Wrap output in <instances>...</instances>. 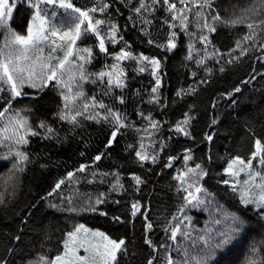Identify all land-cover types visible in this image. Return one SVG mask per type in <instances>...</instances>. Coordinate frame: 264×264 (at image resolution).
Returning a JSON list of instances; mask_svg holds the SVG:
<instances>
[{
  "label": "trees",
  "instance_id": "obj_1",
  "mask_svg": "<svg viewBox=\"0 0 264 264\" xmlns=\"http://www.w3.org/2000/svg\"><path fill=\"white\" fill-rule=\"evenodd\" d=\"M9 2L11 3V0ZM69 2L75 7L86 9L93 5L99 6L100 0H69ZM175 2L179 7L178 0ZM103 3H108L109 8L104 13L99 11L93 13L94 18L107 21L110 17L117 23L120 35L131 45L135 54L155 56L160 61L157 75L161 84L155 94L160 98L159 103L149 102L153 95L151 89L155 86L150 66L146 71L140 72L135 61L122 62L125 71V86L122 89L113 88V91L105 96L106 81L104 87L99 84H87L85 91L88 96L95 94L98 100L103 99L105 104L127 115L128 122L132 125L120 129L114 144L106 148L107 138L111 133L108 124L81 119L83 127L70 131L67 123L56 118L54 113L58 111L61 103L56 91L45 89L39 94L38 99L33 100L25 96L14 101L13 109H21L25 106L32 109L30 112H24L23 115L30 118L34 128L39 119H44L55 131L53 139H43V133L29 137V144L22 150L29 154L30 159L25 171L20 174L19 185L14 190L11 186L7 189L0 186V191L4 192V202L0 204V264L5 262L28 264L29 261L36 260L39 255L54 257L63 250L62 241L65 232L71 231L77 223L100 229L113 239H124L128 255L119 257L120 264H147L149 258L153 259L155 264H165V256L177 259L174 250L158 248L157 252L153 253L151 248L144 244L146 233L143 225L147 216L148 221L153 225L147 233L153 246L171 243L173 249L175 248V242L166 239L170 232L166 233L164 229L167 221L177 211V207L183 203L182 195L178 196L176 193L177 182L173 180V176L177 174L178 169L185 170L183 160L185 149H190L192 155L187 166L194 167L195 164L200 163L206 170L207 175L201 183L215 194V205L217 207L222 205L227 212L243 214L246 219L250 217L249 225L256 229L254 233L236 242L235 247L229 246L225 254H218L217 259L221 264H224V261H228L229 264H245L253 246L259 248L257 258L264 259V243H261L264 240V230L258 226L257 213L251 211V206L245 211L239 205L238 198L229 191L228 186L218 183L226 178L223 169L231 157L239 155L248 159L254 151L255 140L264 141V78L256 75L255 80H250L251 75L264 73L262 66L264 62L257 60V57L264 54V50H253L251 55L246 54L241 57L238 63L225 65L224 72H220L219 68L225 64L227 56L220 63H217L215 58H211L205 61V65L198 66L197 60L204 55L203 45H200L197 39L194 43L195 48L200 49L199 55L194 51V58L187 60L189 40L179 28L173 29L178 33L176 49L167 52L156 47V44L166 42L168 27L164 20H171L170 15L164 11L162 0L154 14L150 16L144 14L152 21V24L147 26L150 38L155 42L152 45L147 43L149 36L140 32L143 25L138 22L134 27L129 22L127 0H103ZM138 3L139 0H133L131 7H136ZM252 3L253 0H214V6L224 20L243 15V10ZM42 7L49 20L59 21L66 17L65 10L58 6ZM52 12H56L57 17L53 18ZM31 15V9L26 10L25 4L18 3L17 9H14V17L9 22L10 26L14 31L26 34L27 22L31 19ZM132 15L135 18V13ZM193 16L194 13L190 15V20ZM252 18L264 19V13ZM216 27L217 31L211 34L210 39L214 48L222 53L234 48L236 40L248 34L246 24L225 26L223 23H218ZM102 31L106 33L107 27H103ZM189 31H196L194 21L190 24ZM260 36L261 41L264 42V33H260ZM4 39L5 33L0 31V45L3 44ZM96 45L95 36L92 34L78 41V47L93 48L95 58L89 65V71L93 72L99 71L105 63L109 65L112 63L110 57L106 58L103 54H99ZM122 46L123 44L117 46L106 44L109 53L119 51ZM208 52L212 53L213 47H209ZM235 55L239 56V51ZM205 67L212 69L210 76L206 74ZM193 73L196 75L193 76ZM202 79H207L208 82L198 83ZM190 85L197 89L195 95L183 97L176 95L180 89L187 92ZM237 87L240 88V92L234 91ZM27 91L33 93L34 90L27 89ZM228 93L232 94L227 95ZM116 96H122L125 103L120 104L115 99ZM2 109L3 102H0V110ZM137 111L145 115L151 113L152 118L161 122L160 131L154 136L157 143L153 147L159 152L156 164L145 162L141 166L135 157V149L139 148L141 138L143 137L146 145L150 140L142 131L139 133L136 131L147 126V122L137 116ZM185 112H189L192 117L187 126L190 136L170 130L177 121L184 119ZM213 119L217 121L216 124H212ZM206 134L211 135L213 139L206 140ZM56 136L60 138L59 141ZM160 140H164L167 144L163 151L159 149ZM128 145L133 147L128 148ZM6 152L7 148L0 146V178L7 176L14 162L3 159ZM96 155H102V159L93 162ZM169 155L175 159L172 166L166 168L164 165L168 162ZM81 164L90 166L87 172L75 173L79 183L69 181L67 172H75ZM92 172L118 173L120 183L123 185L122 190L109 191L116 179L112 175L104 177L103 182L98 175L92 183H88L89 179H93ZM134 174L139 175L144 181L139 189L132 179ZM61 179H64L65 183L53 192L55 184ZM2 183L0 179V185ZM49 192L52 193L51 196H48ZM77 192L81 194L79 197H76ZM100 193H105L106 198L97 206L96 213L69 214L67 211L61 212L49 207V204H56L67 209L69 196H73L74 203L79 204L89 194L94 199ZM136 201L140 202L141 211L133 217L132 204ZM101 211L107 215H99ZM187 215L193 218L197 230H203L206 227L205 222H208L207 227L212 229L213 233L227 227L224 221L220 224L214 222L222 220L223 215L214 208H209L207 211L188 209ZM116 216L120 217L121 222L113 221V217ZM16 236L20 237L19 241L15 240ZM9 249L12 251L9 252Z\"/></svg>",
  "mask_w": 264,
  "mask_h": 264
},
{
  "label": "snow or ice",
  "instance_id": "obj_2",
  "mask_svg": "<svg viewBox=\"0 0 264 264\" xmlns=\"http://www.w3.org/2000/svg\"><path fill=\"white\" fill-rule=\"evenodd\" d=\"M133 0H127L126 6L129 7V22L135 27L137 23L143 25L140 28L142 35L149 36L147 43L149 45L155 42L150 38L147 26L152 24L144 14L149 16L154 14L161 0H139L136 7H131ZM18 3L25 4L26 10L31 9V19L27 22L26 34H20L14 31L10 26V20L14 17V9H17ZM179 7L175 0H162L165 13L170 15L171 20L165 19L164 23L168 27V38L165 43L156 44V47L164 51L172 52L178 47V33L173 29L179 28L181 32L188 37V55L187 60H192L193 52L199 55L200 49L195 48V41L198 39L200 45H203L204 55L197 60V64L205 65V61L215 58L217 63L224 60L225 64L219 68L220 72L225 71V65H231L239 62L241 57L246 54L251 55L253 50H264V42L261 41L260 33H264V19H253L264 13V0H253V3L243 10V15L230 20H224L219 15L217 8L214 6V0H178ZM42 6H58L65 10L66 17L59 21L49 20ZM109 8L108 3L100 0L99 6L93 5L90 8L81 9L75 7L69 0H0V31L5 33V39L0 45V102H3V109L0 110V146L7 148L3 155L4 160H12V167L8 170L6 177H2V187L7 189L9 186L13 190L19 185L20 174H22L29 162V154L22 150L29 144V137L41 135L43 139H53L54 129L47 124L44 119H39L35 128L32 126L30 118L23 115L26 111H32L30 107L25 106L21 109H13L12 105L17 98L28 96L35 100L45 89L56 91L60 98L58 111L54 113L59 121L69 125L70 131L82 128L81 119L85 121L108 124L111 133L107 138L106 148L114 144L118 132L122 128H128L132 125L128 122V117L119 110H114L112 106L105 104L103 99H97L96 95L88 96L85 87L87 84L101 87L107 86L104 95H109L113 88H123L125 86V71L122 66L124 61H135L140 72H144L150 66L151 73L155 79V86L151 89L152 96L150 103H159V97L155 95L161 84L157 75L160 67V61L155 56H146L142 53L135 54L131 45L124 41L116 22L111 18L96 19L93 13L97 11L104 13ZM132 13H135V18ZM194 13L193 19L190 15ZM251 13V15H248ZM52 17H57L56 12H52ZM194 21L196 31L190 32L189 26ZM223 23L225 26H235L246 24L248 34L242 39L235 42V47L229 49L227 53H222L219 49L214 48L210 39L211 34L217 31L216 25ZM107 27V32L102 28ZM88 34L95 36L98 41L96 45L99 54L106 58L110 57L112 63H105L99 71H89V65L92 64L94 57L91 46L78 47V41L85 38ZM250 42V43H249ZM111 43L114 46L123 44L119 51L108 52L106 44ZM247 45V46H243ZM213 47V52L209 53L208 48ZM239 51V56L235 53ZM257 60L264 62V54L257 57ZM264 66V64H262ZM207 75H211L212 69L205 67ZM196 73H193L195 76ZM256 75L264 78V73L251 75L250 80H255ZM207 79H202L198 83H207ZM247 83V82H245ZM27 89L34 90L29 93ZM197 89L189 86L187 92L184 89L177 91L176 95H195ZM240 92V88L234 89ZM228 93L227 95H231ZM115 99L124 104L122 96H116ZM191 108V106H190ZM137 116L147 122V126L136 131L143 132L149 137V143H144L143 137L139 148L135 149L137 162L143 166L145 162L156 164L159 158V152L153 147L157 143L154 136L160 131V121L152 118L151 113L145 115L137 111ZM192 117L189 112L184 113V119L177 121L172 129L175 133L190 136L187 131ZM213 119L212 124H216ZM59 141V137H55ZM205 139L211 141V135H205ZM159 149L163 151L167 144L160 140ZM132 148L133 145H128ZM254 151L247 160L241 156H233L228 160L227 166L223 169L226 177L218 183L228 186L233 196L238 198L239 205L247 211L251 206V211L257 213V223L260 229L264 230V141L256 139L254 142ZM83 155V153H81ZM102 155H96L93 162L100 161ZM175 157L169 155L164 167H171ZM192 159L191 150L185 149L183 160L185 170H177L173 180L177 182L176 193L182 195L183 203L177 207L171 219L167 221L165 232H170L166 237L167 241L175 242V248L171 243H161L153 246L152 241L148 238L147 233L153 227L145 216L143 225L146 236L144 244L149 246L153 253L157 249L174 250L177 259L171 256H165V264H221L217 259L218 254H225L229 246L235 247V243L243 240L248 235L254 233L256 229L251 228L243 214L231 213L224 210L223 206L215 205V194L209 191L201 183L207 175L206 170L200 163L194 167H188L187 162ZM43 167V165H42ZM89 165L81 164L78 169L67 172V179L79 183L75 178V173H86ZM103 178L109 175L115 176L116 179L111 185L109 191L119 192L123 185L120 183L118 173H98L92 172L93 179L87 182L92 183L96 176ZM137 189L144 183L139 175L132 176ZM65 183L64 179L57 181L53 192ZM52 193L49 192L48 196ZM81 194L76 193V197ZM106 198L105 193H100L94 199L89 194L81 203H74V197L67 198L68 207L65 209L62 205L49 204V207L58 211H67L69 214L96 213L98 205L102 204ZM63 199V197H62ZM4 202V192L0 191V204ZM214 208L216 212L223 213L222 220H215L216 224L222 221L227 223V227L219 232L213 233V230L206 227L203 230H197L194 226L193 218L187 215L188 209H197L207 211ZM257 210H259L257 212ZM141 211L140 202L132 204V216L135 217ZM99 215L106 216L107 213L101 211ZM210 215H212L210 213ZM114 222H121L120 217H113ZM195 233V235H193ZM62 241L63 250L54 257L39 255L36 260L29 261L28 264H120L119 257L127 256V245L124 239H111L104 232L86 227L83 223H77L71 231L64 234ZM16 241L20 240L19 236L15 237ZM264 243V240L261 241ZM190 244V246H189ZM83 254H80V252ZM12 249H9L11 252ZM259 248L253 246L250 248V255L246 257L245 264H264V259H258ZM6 264V262H5ZM147 264H155L151 258ZM224 264H229L224 261Z\"/></svg>",
  "mask_w": 264,
  "mask_h": 264
},
{
  "label": "rangeland",
  "instance_id": "obj_3",
  "mask_svg": "<svg viewBox=\"0 0 264 264\" xmlns=\"http://www.w3.org/2000/svg\"><path fill=\"white\" fill-rule=\"evenodd\" d=\"M51 14V13H50ZM97 42V44H98V41H96ZM98 48V47H97ZM99 50V49H98ZM245 160H247V159H245ZM226 166H227V164H226ZM225 166V167H226ZM226 178H228V177H226ZM87 227V226H86ZM89 228V227H88ZM91 229H96V228H91ZM96 230H99V231H102V230H100V229H96ZM103 232V231H102ZM106 234V233H105ZM107 235V234H106ZM111 238V237H110ZM111 239H113V238H111ZM80 254H83V252H82V250H81V252H80Z\"/></svg>",
  "mask_w": 264,
  "mask_h": 264
}]
</instances>
